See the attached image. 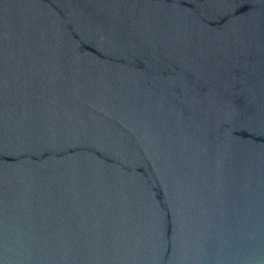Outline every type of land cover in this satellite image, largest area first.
Returning <instances> with one entry per match:
<instances>
[{
    "label": "water",
    "instance_id": "1",
    "mask_svg": "<svg viewBox=\"0 0 264 264\" xmlns=\"http://www.w3.org/2000/svg\"><path fill=\"white\" fill-rule=\"evenodd\" d=\"M0 264H264V0H0Z\"/></svg>",
    "mask_w": 264,
    "mask_h": 264
}]
</instances>
